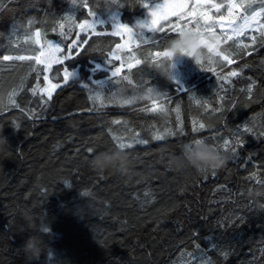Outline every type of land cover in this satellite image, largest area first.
<instances>
[{
	"label": "trees",
	"instance_id": "trees-1",
	"mask_svg": "<svg viewBox=\"0 0 264 264\" xmlns=\"http://www.w3.org/2000/svg\"><path fill=\"white\" fill-rule=\"evenodd\" d=\"M161 1L118 0L120 21L144 41L115 61L109 53L119 38L81 36L87 41L81 50L48 74L54 84L62 83L64 69L76 70L78 79L49 99L42 92L46 71L36 55L47 39L64 54L90 11L106 23L99 30L109 29L104 0H0V138L6 140L0 149V264H264V29L221 43L220 52L231 64L219 56L211 62L201 57L199 64L173 58L170 82L154 71L163 60L156 53L166 51L176 28L185 24L195 29L199 21L220 37L216 21L221 15L227 18L230 0H186L185 11L199 5L212 17L208 24L199 16H171L154 31L136 27L148 22ZM234 3L239 9L235 18L264 9V0ZM214 4L223 6L217 11ZM67 16L75 22L71 31L63 19ZM260 23L264 25V10ZM15 28L17 35L11 32ZM23 30L31 37L37 31L40 44L22 40ZM4 56L31 58L6 61ZM129 57L141 62L115 77L106 71L90 73L93 64L110 70L136 63ZM233 71L238 75L230 76ZM121 87L128 94L156 89L164 95L121 107L109 99ZM98 92L103 106L89 98ZM194 121L206 127L193 132ZM157 131L163 139L155 138ZM113 137L146 143L123 150L126 171L98 173L89 166L95 154L89 149L116 148ZM194 137L210 143L229 140L228 150L221 148L228 155L225 165L194 173L182 155ZM29 238L41 248L32 260L23 251Z\"/></svg>",
	"mask_w": 264,
	"mask_h": 264
},
{
	"label": "clouds",
	"instance_id": "clouds-1",
	"mask_svg": "<svg viewBox=\"0 0 264 264\" xmlns=\"http://www.w3.org/2000/svg\"><path fill=\"white\" fill-rule=\"evenodd\" d=\"M118 7V0H104L103 12L106 16H111ZM221 44L215 35L206 34L201 39L199 34L185 31L168 42L166 52L167 56H162L163 60L154 66V71L162 78L172 81L170 67L173 58L187 57L191 59H200L207 57L209 59L217 56L220 52ZM164 95V92L153 89L152 92L134 91L128 94L127 90L121 87L112 96L111 102L116 106H127L135 104L143 100H159ZM163 115L164 113L161 112ZM6 144L4 138H0V149ZM88 161L89 166L98 173H103L106 170L114 169L121 172L127 170L126 154L119 148H113L106 151L96 152ZM183 159L191 170L200 174L204 171L218 170L225 165L228 160V155L207 140L192 141L190 147L183 149ZM70 187L69 182L67 186ZM24 254L29 260L38 258L41 248L33 238H29L23 245Z\"/></svg>",
	"mask_w": 264,
	"mask_h": 264
},
{
	"label": "snow or ice",
	"instance_id": "snow-or-ice-1",
	"mask_svg": "<svg viewBox=\"0 0 264 264\" xmlns=\"http://www.w3.org/2000/svg\"><path fill=\"white\" fill-rule=\"evenodd\" d=\"M120 5H118L119 7ZM214 8H216L217 11H219L220 7H222L223 5H212ZM117 7V8H118ZM145 7H149V5H145ZM236 5L229 3L228 5V12L229 15H232V11L233 8H235ZM188 8V5L186 3H179V4H156L151 11V16L153 17L151 24H148V22H141L138 23L136 25V27L139 28H148V31H154L157 30L155 28V25L157 24L158 20H167L168 17L171 16H178L179 18H184L186 16H191L193 18L199 16L201 19H203L205 24H208L211 20L212 17L209 16L207 14V12L202 11L201 7L199 5H194L192 6L190 11H185ZM89 15L92 16H96V13L94 11H90ZM261 15V13L259 12H254L250 17H245V22L243 25H240L238 27H235L232 29L233 33L235 35H239L245 28L249 27L252 23L257 22V17H259ZM108 18L111 21L112 27L113 29H116L117 31H114L112 34L113 35H117L120 32H124L127 33L131 39L136 40L137 42L142 41L145 39V37L140 33V32H134L132 28H129L127 26H124L122 24L119 23L118 20V11H115L113 14H111V16H108ZM225 17L223 15L220 16V19L223 20ZM64 20L66 22H69V31H71V27L74 25V20L72 18V16H67L64 18ZM96 24H98V21L96 19H94L90 24L88 22H85V25H79V27L81 28H86L87 27H91L93 29V34H103V33H97L95 32V26ZM61 27H63V25H61ZM261 29H264V25L260 26ZM177 33L179 34H183L185 31H190V32H194L196 34H199L201 39H203L205 32H207L208 34H212L215 35L214 31L212 30L211 27L208 28H201L199 21L196 22V27L195 29H190L188 28L187 24H185L184 26H178L176 28ZM37 36H39L40 34L37 33ZM261 35L264 36V30L261 31ZM217 39L220 41V37L216 36ZM228 39H232V36H229ZM253 41L255 42V37H253ZM39 42V41H38ZM84 43H87V41H84ZM47 47L44 48V46L42 45L41 48V52L39 53V55L36 57V61L37 63H43L45 64V71H48L51 68V65L53 63H62V59L57 55L61 49L59 45L54 44L51 41H47L46 42ZM116 47L118 49L122 48L123 45L117 44ZM71 54V52L69 53ZM113 58H116V53H112ZM169 55V53H167L166 51L163 52H157L156 56L160 57V56H167ZM217 56L220 55H224L221 52H217L216 53ZM19 59V60H25V59H29L30 57H26V56H17V57H11V56H4L3 59L4 60H11V59ZM225 58H227V56L225 55ZM128 59H135L136 63L139 64L141 61L139 59H136L135 57H129ZM209 61L211 62V59H209ZM196 63L199 64L200 63V59H196ZM229 63H231V60H229ZM132 65L130 64L129 67H131ZM120 72V69H117L115 72L112 73V76L115 77L118 75V73ZM230 76H236L238 75L237 72L233 71L229 73ZM74 77V74L69 73L66 69H65V80H67L69 77ZM49 78L47 76H45V80H48ZM124 80H129L128 76H124L123 77ZM129 82H131L129 80ZM117 83H119V81H117ZM56 87H58V85L56 84H52L51 88L55 89ZM153 89H149V92H152ZM248 92L251 93L252 92V87L250 86L248 88ZM15 95V92H13L10 97H9V101L12 102L11 97ZM113 95H115V93H113ZM90 99H92L93 101H97L100 103L101 106H103L104 104V97L100 95V93L98 92L95 96H90ZM49 99H51V93H49ZM109 99H112V97H109ZM155 110V109H152ZM160 111H166L165 107L163 105L160 106ZM177 112H179V108L176 109ZM206 127V125L202 122H196L194 121L193 123V132H197L199 130H202ZM251 128H247L245 129V131H251ZM180 131L182 132L183 129L182 127L180 128ZM156 139H163L164 135H162L159 131H157L156 135H155ZM215 140V138H213ZM113 140L115 142V147L119 148L121 151L125 150L126 148H131L133 146V143H146V141L140 140V139H136L133 142H128L125 143L123 142V140L119 137H113ZM199 140H207L208 138L206 137H194L189 143L184 144V148L186 147H190L191 146V142L192 141H199ZM237 143H239V141H237ZM216 148H218L219 150L224 149V150H228V148L230 147V142L227 139H224L222 141V143H220L219 141L212 143ZM89 153H93V149H89ZM209 171H204L203 173L207 174ZM214 174V172H213Z\"/></svg>",
	"mask_w": 264,
	"mask_h": 264
},
{
	"label": "rangeland",
	"instance_id": "rangeland-1",
	"mask_svg": "<svg viewBox=\"0 0 264 264\" xmlns=\"http://www.w3.org/2000/svg\"><path fill=\"white\" fill-rule=\"evenodd\" d=\"M197 2H200L201 4H209L207 1L205 0H196ZM232 4H234L232 2V0L230 1ZM179 3H186L188 5V2L186 0H162L160 2V4H179ZM159 4V3H157ZM156 5V4H155ZM152 11V10H151ZM239 11L237 7L233 8V11ZM260 13V12H259ZM227 18L226 19H223V20H217L216 21V24H217V27H219V31H220V44L221 43H224V42H227L231 39H228L229 36H232V39H235L237 37H241L242 35H245V34H253L254 32H257L258 31V28L260 27V24H259V17H257V22H254L252 23L249 27L245 28L239 35H235L232 31L233 28L235 27H238L240 25H243L244 22H245V16H240L239 18H235L237 17L235 15V12L232 13V15L230 16L229 15V12L228 14L226 15ZM251 16V15H250ZM248 16V17H250ZM171 15L168 17L170 18ZM96 19L98 21V24H96L95 26V32L97 33H103L104 35H113L112 33L114 31H117L116 29H113L112 27V24L110 23L109 24V29H102V30H99V27L100 26H105L106 23L102 20L99 19V17L97 16H90L89 19L85 22H88L89 24L94 20ZM152 19L153 17L151 16L150 14V18L148 20V23L151 24L152 22ZM118 20H119V23L124 25V26H127L125 24H123L121 21H120V14L118 13ZM163 21L165 20H158L157 21V24L155 25V27H157V25H159L160 23H162ZM85 22H82L80 23L79 25H85ZM78 25V28H77V35H76V38L75 40L72 42V44L68 47V50L62 54V48L60 47L61 51L57 54L61 59L62 61L66 58V59H70L73 57V53L75 52H79L81 50V48L83 47L84 45V42L80 39L81 36H86L87 38H89L90 36L92 35H100V34H93V29L91 27H87L86 28H81L79 27ZM128 27V26H127ZM38 33V32H37ZM37 33H35V42L37 45H39L40 43L38 42V36L36 35ZM117 38H119V44L120 45H123L122 48L118 49L116 47L115 50L111 51L109 53V57L112 59V60H115V61H119L120 59V54L123 53L124 51H127V50H130L131 48H133L134 46H136L137 44V41L136 40H133L130 38V36L127 34V33H124V32H120L119 34L117 35H113ZM47 47V44L44 46V48ZM42 48V47H41ZM41 48L38 52V54L36 55V57L39 55V53L41 52ZM71 52V54H69ZM61 53V54H60ZM112 53H116V58H113V55ZM11 57H15V56H11ZM17 57V56H16ZM27 57V56H26ZM36 57H35V60H36ZM162 57V56H160ZM219 57H221L224 61L228 62V64H231L229 63V60L227 58H225L223 55H220ZM31 58V57H30ZM15 59V58H13ZM16 60H19V59H16ZM44 66L45 68V64L43 63H40ZM58 63H53L51 65V68L56 65ZM130 64L128 65H123V64H119L117 67L113 68V69H105L103 67H101L100 65L98 64H93L92 66V69L90 70V73L92 75V77L95 75L96 72H99V71H106L108 73V75L110 77H113L112 76V73L115 72L117 69H120V72L124 71V70H129L135 66H137L138 64L137 63H133L131 64L132 66L129 67ZM50 70V69H49ZM49 70L46 71V75L48 77V74H49ZM67 70V69H66ZM69 73H72L74 74V77H69L67 80H65V69L61 72V75H62V83L60 84H56L58 85V87H56L55 89L51 88V85L54 84L53 82L50 81V79L48 80H45V86L42 90V92L49 97V93H51V95L56 92L60 87L68 84L69 82L73 81V80H76L78 79V73L76 70H72V71H69L67 70ZM119 72V73H120ZM118 73V74H119ZM92 82H97V80L95 79H91Z\"/></svg>",
	"mask_w": 264,
	"mask_h": 264
},
{
	"label": "bare ground",
	"instance_id": "bare-ground-1",
	"mask_svg": "<svg viewBox=\"0 0 264 264\" xmlns=\"http://www.w3.org/2000/svg\"><path fill=\"white\" fill-rule=\"evenodd\" d=\"M7 1H8V0H7ZM73 1H74V0H73ZM82 1H83V0H82ZM11 2H12V1H11ZM65 2H66V0H65ZM129 2H130V1H129ZM259 2H260V1H259ZM13 3H14V0H13ZM61 4H62V3H61ZM61 4H60V5H61ZM64 4H65V3H64ZM258 4H259V3H258ZM10 5H11V4H10ZM60 5H59V7H60ZM85 5H86V4H85ZM256 5H257V3H256ZM6 6H7V4H6ZM12 6H14V4H13ZM61 6H63V4H62ZM65 6H66V5H65ZM65 6H64V7H65ZM129 6H130V5H129ZM254 6H255V5H254ZM262 6H263V5H262ZM0 8H1V7H0ZM14 8H15V7H14ZM20 8H21V7H20ZM47 8H48V7H47ZM60 8H61V7H60ZM60 8H59V11H60ZM126 8H127V7H126ZM7 9H8V8H7ZM61 9H62V8H61ZM64 9H65V8H64ZM129 9H130V8H129ZM243 9H244V8H243ZM4 10H5V9H4ZM120 10H121V9H120ZM122 10H123V8H122ZM1 11H2V10H1ZM7 11H8V10H7ZM13 11H14V10H13ZM15 11H16V8H15ZM23 11H24V10H23ZM59 11H58V12H59ZM88 11H89V10H88ZM2 12H3V11H2ZM2 12H1V13H2ZM55 12H56V11H55ZM129 12H130V11H129ZM246 12H247V11H246ZM3 13H4V12H3ZM5 13H6V11H5ZM10 13H11V12H10ZM247 13H248V12H247ZM13 14H14V13H13ZM16 14H17V13H16ZM59 14H60V12H59ZM79 14H80V13H79ZM8 15H9V14H8ZM102 15H103V14H102ZM133 15H134V13H133ZM4 16H5V15H4ZM11 16H13V15H11ZM2 17H3V16H2ZM2 17H1L0 19H3ZM41 17H42V16H41ZM5 18H6V16L4 17V20H6L8 17H7L6 19H5ZM20 18H21V17H20ZM21 19H22V18H21ZM63 19H64V18H63ZM9 20H10V19H9ZM2 22H3V20H2ZM62 22H63V21H62ZM0 23H1V22H0ZM4 23H5V21H4ZM8 23H9V22H8ZM8 23H6L5 26L8 27V25H7ZM10 23H11V22H10ZM36 23H37V22H36ZM131 23H132V22H131ZM1 25H4V24H1ZM1 25H0V26H1ZM2 27H3V26H2ZM0 28H1V27H0ZM4 31H5V33H6V28H4ZM4 31H3V32H4ZM44 32H45V31H44ZM5 33H4V34H5ZM160 34H161V33H160ZM162 34H163V31H162ZM0 35H1V34H0ZM159 36H160V35H159ZM165 36H166V35H165ZM165 36H164V37H165ZM259 36H260V35H259ZM0 37H2V36H0ZM40 37H41V36H40ZM56 37H57V36H56ZM156 37H157V36H156ZM243 37H244V36H243ZM153 38H154V37H153ZM248 38H249V37H248ZM261 38H262V37H261ZM261 38H260V39H261ZM41 41H42V40H41ZM47 41H48V39H47ZM143 41H144V40H143ZM9 42H10V41H9ZM261 43H262V42H261ZM43 44H44V43H43ZM62 44H63V43H62ZM141 44H142V43H141ZM41 45H42V44H41ZM146 46H148V45H146ZM256 46L258 47V45H256ZM24 47H25V46H24ZM250 47H251V46H250ZM1 48H2V46H1ZM5 48H6V47H5ZM28 48H29V46H28ZM254 48H255V47H254ZM263 48H264V47H263ZM2 49H3V48H2ZM2 49H1V51H2ZM37 49H38V48H37ZM231 49H232V48H231ZM255 49H256V48H255ZM11 50H12V49H11ZM20 50H21V49H20ZM260 50H261V49H260ZM223 51H224V50H223ZM239 51H240V50H239ZM253 51H254V50H253ZM2 52H3V51H2ZM256 52H257V51H256ZM258 52H259V50H258ZM258 52H257V53H258ZM261 52H262V51H261ZM0 53H1V52H0ZM262 53H263V52H262ZM14 54H15V52H14ZM60 54H61V53H60ZM150 57H151V56H150ZM185 59H186V58H185ZM25 60H26V59H25ZM31 60H32V59H31ZM32 61H33V60H32ZM239 62H240V61H239ZM216 63H217V62H216ZM232 64H233V63H232ZM239 64H240V63H239ZM0 65H1V64H0ZM22 65H23V64H22ZM52 69H53V68H52ZM52 71H53V70H52ZM151 71H152V70H151ZM169 71H170V70H169ZM132 72H134V71H132ZM140 72H141V71H140ZM127 73H128V72H127ZM130 73H131V72H130ZM134 73H135V72H134ZM174 74H175V73H174ZM131 75H132V73H131ZM133 77H134V76H133ZM174 77H175V76H174ZM118 78H119V77H118ZM198 78H199V77H198ZM164 79H165V78H164ZM179 80H180V79H179ZM197 80H198V79H197ZM112 81H113V80H112ZM137 81H138V80H137ZM137 81H136V82H137ZM149 81H150V80H149ZM208 81H209V80H208ZM134 82H135V81H134ZM112 83H113V82H112ZM195 83H196V82H195ZM204 83H205V82H204ZM78 84H79V83H78ZM107 84H108V83H107ZM147 84H148V83H147ZM98 85H99V83H98ZM103 86H104V85H103ZM196 86H197V85H196ZM196 86H195V87H196ZM128 87H129V86H128ZM105 88H106V87H105ZM193 88H194V87H193ZM103 89H104V88H103ZM99 90H100V88H99ZM104 90H105V89H104ZM107 91H108V90H107ZM107 91H106V92H107ZM91 92H92V91H91ZM109 92H110V91H109ZM232 92H233V91H232ZM242 92H243V91H242ZM170 93H171V92H170ZM86 94H87V93H86ZM183 94H184V93H183ZM172 95H173V93H172ZM169 96H170V95H169ZM4 97H5V96H4ZM165 97H166V96H165ZM167 97H168V95H167ZM174 97H175V96H174ZM225 97H226V96H225ZM208 98H209V97H208ZM250 98H252V97H250ZM172 99H173V98H172ZM192 99H193V98H192ZM168 100H169V99H168ZM104 101H105V100H104ZM165 101H166V99H165ZM249 101H250V100H249ZM157 102H158V101H157ZM15 103H16V102H15ZM206 103H207V102H206ZM150 104H151V103H150ZM136 105H138V104H136ZM139 106H140V105H139ZM147 106H148V105H147ZM147 106H146V107H147ZM135 107H136V106H135ZM8 108H9V107H8ZM169 108H170V107H169ZM231 108H232V106H231ZM251 108H252V107H251ZM9 109H10V108H9ZM141 109H142V108H141ZM143 109H144V108H143ZM134 110H135V109H134ZM231 111H232V110H231ZM165 112H166V111H165ZM233 112H234V110H233ZM227 113H229V112H227ZM149 114H150V113H149ZM158 115H159V114H158ZM159 116H160V115H159ZM161 117H162V116H161ZM166 117H167V116H166ZM226 117H228V116H226ZM223 118H224V117H223ZM250 118H251V117H250ZM179 119H180V118H179ZM220 119H221V117H220ZM231 119H232V118H231ZM221 120H222V119H221ZM224 120H225V119H224ZM226 120H227V119H226ZM246 120H247V119H246ZM189 122H190V121H189ZM220 122H221V121H220ZM222 122H224V121H222ZM239 123H240V122H239ZM238 125H239V124H238ZM240 125H241V124H240ZM60 150H61V149H60ZM133 156H134V155H133ZM39 188H40V187H39ZM39 188H38V189H39ZM49 188H50V187H49ZM33 192H34V191H33ZM44 194H45V193H44ZM42 197H43V196H42ZM145 203H146V202H145ZM145 203H144V204H145ZM88 226H89V224H88ZM101 228H102V227H101ZM90 229H91V228H90ZM102 229H103V228H102ZM87 230H88V229H87ZM91 233H92V232H91ZM96 233H97V232H96Z\"/></svg>",
	"mask_w": 264,
	"mask_h": 264
},
{
	"label": "crops",
	"instance_id": "crops-1",
	"mask_svg": "<svg viewBox=\"0 0 264 264\" xmlns=\"http://www.w3.org/2000/svg\"><path fill=\"white\" fill-rule=\"evenodd\" d=\"M230 1H231V0H230ZM232 2L234 3V0H232ZM230 3H231V2H230ZM234 4H235V3H234ZM235 5H236V4H235ZM236 7L238 8L237 5H236ZM238 10H239V9H238ZM263 10H264V9H260V10H257V11H255V12H260V13H262ZM251 15H252V14H251ZM245 17H248V16H245ZM260 17H261V15L259 16V21H260ZM259 24H260V26L263 25V24H261L260 22H259ZM28 26H29V25H28ZM259 28H260V27H259ZM259 28H258V29H259ZM26 29H28L27 26H26ZM218 29H219V27H218ZM15 31H16V32H15ZM11 32H12V33H16V35L19 34L18 31L16 30V28H15V30H11ZM35 33H37V31H34V32L32 33L33 36L31 37V36H29L30 33H26V32L23 30V32L20 33V35L22 36L21 39H22V40H30V39H31V40L36 41V40H35ZM38 40L40 41L39 36H38Z\"/></svg>",
	"mask_w": 264,
	"mask_h": 264
}]
</instances>
